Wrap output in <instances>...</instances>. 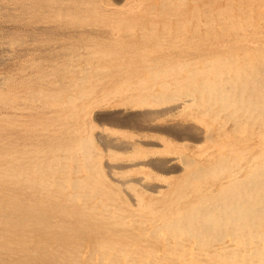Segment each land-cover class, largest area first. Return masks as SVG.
Listing matches in <instances>:
<instances>
[{
  "label": "rangeland",
  "instance_id": "obj_1",
  "mask_svg": "<svg viewBox=\"0 0 264 264\" xmlns=\"http://www.w3.org/2000/svg\"><path fill=\"white\" fill-rule=\"evenodd\" d=\"M139 1L0 0V156L10 157H0V264H264V222L223 237H208L203 224L190 232L171 225L192 202L207 211L201 194L215 195L231 174L263 160L256 128L241 134L188 85L205 56L223 48L240 64L263 58L264 0L262 19L238 6L245 0ZM177 2L185 15L166 8ZM210 2L212 16L228 8L231 27L222 19L204 26ZM220 32L224 42L211 37ZM258 73L253 89L264 95V64ZM221 162L226 175L210 186Z\"/></svg>",
  "mask_w": 264,
  "mask_h": 264
},
{
  "label": "bare ground",
  "instance_id": "obj_2",
  "mask_svg": "<svg viewBox=\"0 0 264 264\" xmlns=\"http://www.w3.org/2000/svg\"><path fill=\"white\" fill-rule=\"evenodd\" d=\"M143 1V0H142ZM142 1H139V3H141ZM160 1V0H159ZM135 2V1H134ZM197 4L199 5V2L196 1ZM214 2V1H212ZM243 2V1H242ZM259 2V0H245V2L243 4H240L238 6H241L242 8L243 7H249L250 9L253 10V15L252 17H256L258 19H262L261 16L257 13L259 12L258 11V7H256V5H258L257 3ZM137 3V4H139ZM146 3V2H145ZM143 4V3H142ZM172 4V3H171ZM171 4H167L168 9H171V10H174L176 8L177 12L175 14H178V16H183L186 14L185 12V4H182V2H177L176 4H172V6H170ZM208 4V3H207ZM196 5V7H194L193 9L198 12L199 11V6ZM213 3H209L208 5L205 4V7L204 9H206L207 11V16H205L204 19L205 20V25L204 26H207V27H215L216 26V23H217V20L218 19H222V22L223 23H227V26H232V21H231V17L225 15L226 13H228V8L226 9H218L215 11V13L217 14H223V15H218V16H212L209 14V10H212L213 8ZM133 6V5H132ZM144 6V5H143ZM254 6V7H253ZM141 7V6H140ZM139 7V8H140ZM172 7V8H171ZM203 7V6H202ZM233 7H237V5H234L232 7H230V9L233 11L234 8ZM135 8V7H134ZM137 8V7H136ZM135 8V9H136ZM174 8V9H173ZM225 8V7H224ZM255 8V9H254ZM202 10V9H200ZM203 11V10H202ZM193 12V11H192ZM123 13V12H122ZM191 13V12H190ZM245 13V12H244ZM188 14V12H187ZM231 14V13H229ZM189 15V14H188ZM177 16V17H178ZM264 18V17H263ZM202 19V18H201ZM193 20L195 21L196 25H199V21H200V18L199 17H194ZM187 21V20H186ZM242 21V19H241ZM254 22V21H253ZM185 23H188V22H185ZM202 23V22H201ZM236 24H238V21L235 22ZM225 26V24H223ZM233 29V28H232ZM214 30V29H213ZM223 30V29H221ZM210 31V30H209ZM212 31V29H211ZM210 31V32H211ZM216 31V29H215ZM221 32L218 33L217 35L213 34L211 37H215V39H220V42H224V38H228V35H224V36H220ZM247 34V33H246ZM120 35V34H119ZM207 36V35H206ZM248 36V35H247ZM213 37V38H214ZM220 37V38H219ZM232 36H229V38H231ZM204 38H208V37H204ZM214 39V40H215ZM222 39V40H221ZM235 39H238V38H235ZM231 40V39H230ZM204 42V40H202ZM233 41V39L231 40ZM239 42V40H237ZM236 41V42H237ZM237 44V43H236ZM245 44V43H244ZM230 47V46H229ZM211 48V47H210ZM212 49H214L212 47ZM232 49L234 48H231L230 49H226V52H227V55H226V52H223L225 51L224 48L220 50L219 52V56H215V57H208L206 58L205 56V61L203 62V66L205 67L204 68V71L201 73V77L198 78V70L197 71H193L195 72L194 73V80H192V83H190L188 85V90H192L194 92H196V94L201 97L202 99H204V101H206V105L208 104L209 107H211V109L213 111H216L218 113H224V115L226 116L227 119L229 120H232V121H235L237 122L239 125V130L238 132H241V134L244 135L245 132H248L250 130H253L256 128V130L259 132V137L261 138V141L264 142V95L261 94V93H258V92H255V90L253 89V87L256 85L257 80L256 78L258 77L259 73H258V65L259 63L260 64H264V54L261 55L259 54V57H263L261 59H255L257 61H254L253 59H246L245 62L243 64H240V63H237L236 62V55L234 53H231ZM211 50V49H210ZM219 50V49H218ZM244 51V50H243ZM249 51V50H248ZM251 51V50H250ZM257 51V50H256ZM238 52V51H236ZM202 53V52H201ZM211 53V52H210ZM238 54V53H237ZM251 54V53H250ZM254 54H258V53H254ZM202 55V54H201ZM231 55H232V58H231ZM204 59V58H202ZM178 60V59H177ZM200 60V59H199ZM238 61V60H237ZM65 62V61H64ZM186 62V61H185ZM191 62V61H190ZM180 63V62H179ZM183 63H184V60H183ZM196 63V61L194 62ZM161 64V63H160ZM163 64V63H162ZM197 64V63H196ZM149 65V64H148ZM179 65V64H178ZM158 66V65H157ZM188 66V64H187ZM148 67V66H147ZM171 67V66H170ZM186 67V66H185ZM196 67V65H195ZM194 67V68H195ZM97 68V67H96ZM104 68V67H103ZM101 68V70H106V69H103ZM176 69H181L180 66H175ZM187 68V67H186ZM193 68V67H191ZM193 68V69H194ZM197 68V67H196ZM109 69V68H108ZM188 69V68H187ZM186 69V71H187ZM65 70V69H64ZM182 70V69H181ZM189 70V69H188ZM200 70V69H199ZM99 71V70H98ZM101 72V71H100ZM165 72V71H164ZM172 72V71H170ZM181 72V71H180ZM184 72V71H183ZM192 72V71H191ZM153 73V72H152ZM190 73V70L189 72H187V74ZM148 74V73H147ZM171 74V73H170ZM180 74V73H178ZM177 74V76H178ZM182 74V73H181ZM149 75V74H148ZM157 75V74H156ZM166 75V73H165ZM168 76V75H167ZM180 76V75H179ZM189 76V75H188ZM93 77V76H92ZM160 77V76H159ZM182 77V76H181ZM81 78V77H80ZM87 78V77H86ZM172 78V77H171ZM174 78V77H173ZM47 79V78H46ZM95 79V78H94ZM156 79V78H155ZM168 79V78H167ZM179 79V78H178ZM191 79V78H190ZM87 80V79H86ZM91 80V78H90ZM90 80H88L90 82ZM96 80V79H95ZM98 80V79H97ZM183 80H187L186 79H183ZM73 81V80H72ZM93 82V81H92ZM112 82V81H111ZM162 82V81H161ZM165 82V81H164ZM178 82V81H177ZM181 82H183L181 80ZM166 83V82H165ZM179 83V82H178ZM95 84V83H94ZM109 84V83H108ZM170 85V83H168ZM172 84H174L172 82ZM177 84V83H176ZM186 84V83H185ZM119 86V85H118ZM54 87V86H53ZM77 86H75L76 88ZM164 87V86H163ZM168 87V86H167ZM166 87V88H167ZM15 88V87H14ZM34 88V87H33ZM69 88V87H68ZM68 88H65V89H68ZM172 88V87H170ZM176 88V87H175ZM178 88V87H177ZM23 89V88H22ZM56 89V88H54ZM165 89V88H164ZM169 89V88H168ZM182 89V88H180ZM185 89V88H184ZM53 90V89H52ZM58 90V89H57ZM166 90V89H165ZM32 91V90H31ZM43 91V90H42ZM65 91V90H64ZM67 91V90H66ZM79 91V90H78ZM177 92V90H174ZM180 91V90H179ZM63 92V91H62ZM168 92V91H167ZM166 92V93H167ZM191 92V91H190ZM189 92V93H190ZM3 93V92H2ZM31 93V92H30ZM126 93V92H125ZM187 93V92H186ZM13 94V93H12ZM18 94V93H17ZM40 94V93H39ZM51 94V93H50ZM55 94V93H53ZM137 94V93H136ZM169 94V93H168ZM180 94V92L178 93ZM176 94L177 96L175 97H178L179 95ZM11 95V94H10ZM47 95V94H46ZM75 95V94H74ZM166 95V94H165ZM170 95H173L170 94ZM19 96V95H18ZM37 96V95H36ZM43 96V94H42ZM45 96V94H44ZM59 95H57L58 97ZM64 96V95H63ZM69 96V95H68ZM82 96V95H80ZM8 97V96H7ZM15 97V96H14ZM22 97V96H21ZM47 97V96H46ZM44 97V98H46ZM54 96H52V99H53ZM70 97H71V94H70ZM69 97V98H70ZM74 97V96H72ZM71 97V98H72ZM77 97H79V95L77 94ZM84 97V96H83ZM155 97V96H154ZM184 97V96H183ZM190 97V96H189ZM197 97V96H195ZM198 97V98H199ZM4 98V97H3ZM23 98V97H22ZM62 98V97H61ZM76 98V97H75ZM186 98V97H185ZM193 98V97H192ZM197 98V99H198ZM2 99V98H0ZM32 99V97H31ZM30 99V100H31ZM43 99V98H42ZM49 99V97H48ZM51 99V100H52ZM55 99V98H54ZM53 99V100H54ZM82 99V98H81ZM93 99V98H92ZM146 99V98H145ZM163 99H166V98H163ZM168 99V98H167ZM200 99V98H199ZM79 99H76L75 101H77ZM182 100V99H181ZM188 100V99H187ZM194 100V98H193ZM17 101V100H16ZM48 101V100H47ZM46 101V102H47ZM50 101V100H49ZM55 101V100H54ZM57 101V100H56ZM60 101V100H58ZM57 101V103H59ZM67 101V99H66ZM68 101H71V100H68ZM145 101V100H144ZM197 101V100H196ZM27 102V101H26ZM32 102V100H31ZM45 102V100H44ZM45 102V103H46ZM62 101H60L61 103ZM72 102V101H71ZM190 102V101H189ZM203 102V101H202ZM139 103V102H137ZM4 104V103H3ZM47 104V103H46ZM49 104V103H48ZM54 104V102H53ZM52 102H51V106H53ZM56 104V102H55ZM54 104V105H55ZM146 104V103H145ZM144 104V105H145ZM180 106V104H178ZM194 105V104H193ZM201 106V105H200ZM16 107V106H15ZM174 107V106H173ZM196 107V106H195ZM152 108V107H151ZM176 108V107H175ZM186 108V107H185ZM192 108V107H191ZM4 109V108H3ZM210 109V110H211ZM66 110V109H65ZM209 110V111H210ZM205 111V110H204ZM212 111V112H213ZM207 112V111H206ZM66 113V112H65ZM218 115V114H216ZM49 116V115H48ZM77 116V115H76ZM84 116V115H83ZM212 117V116H211ZM220 117V116H219ZM81 119V118H80ZM66 120V119H65ZM203 120V119H202ZM45 122V121H44ZM214 122V120H213ZM11 124V123H10ZM135 124V123H134ZM12 126V125H11ZM54 126V125H53ZM45 127V126H44ZM35 128H38V127H35ZM34 129V128H33ZM35 130V129H34ZM197 130V129H196ZM32 131V130H31ZM34 132V131H33ZM32 132V133H33ZM48 132V131H47ZM251 132V133H252ZM29 133V132H28ZM78 133V132H77ZM81 134V133H80ZM190 134V133H189ZM36 135V134H35ZM247 135V134H246ZM245 135V136H246ZM81 138V137H80ZM54 139V138H53ZM222 139V138H221ZM226 139V138H225ZM91 140V139H90ZM249 140V139H248ZM28 142V141H27ZM222 142V140H221ZM244 142V141H243ZM36 143V142H35ZM261 143V142H259ZM22 144V143H21ZM30 144V143H29ZM45 144V143H44ZM92 144V143H91ZM90 144V145H91ZM106 144V143H105ZM226 144V143H225ZM228 144V143H227ZM248 144V143H247ZM258 144V143H257ZM219 145V144H218ZM234 145V144H233ZM99 146V145H98ZM16 147V145H15ZM253 147V146H252ZM13 148V147H12ZM24 148V147H23ZM32 148V147H31ZM36 148V147H35ZM9 149V147H8ZM100 149V148H99ZM233 149V148H232ZM7 150V149H6ZM33 150V149H32ZM41 150V149H40ZM5 150L2 149L1 152H3ZM10 151V150H8ZM7 151V152H8ZM222 151V150H221ZM6 152V154H7ZM15 152V150H14ZM12 151V153H9L10 155L14 153ZM18 152H21L20 150L17 151ZM4 153V152H3ZM2 153V154H3ZM31 153V152H30ZM220 154V153H219ZM226 154V153H225ZM11 155V158H16V157H12ZM18 155V154H16ZM19 155H21L19 153ZM79 155V154H78ZM82 155V154H81ZM5 154L4 156H0L1 158L4 157L5 158ZM263 156H264V153H263ZM56 157V156H54ZM8 158V156L6 157ZM5 158V159H6ZM10 158V157H9ZM8 158V159H9ZM58 158V157H57ZM233 158V157H231ZM3 159V158H2ZM7 159V160H8ZM21 159V158H20ZM226 159V158H225ZM263 160L260 161V163L254 168V169H249L251 171H243L245 172L244 175H240V172L238 171L237 173H233L231 174V176L227 179L225 185H222L219 186V189H218V193H214L215 195H213L212 193L210 195H208V193H206L204 196L203 194H201L203 197H198V203H201L203 202L204 203H208V210L204 212V208L205 206L199 210V207L197 205L194 204V202L190 203L185 209H184V212H183V218H177L175 219L174 221V224L172 223L171 224V221H170V224L172 226H174V229L176 228V231H187V232H190L191 229L194 231V229L196 228V226L198 224H203L205 230H203L205 232L206 235H208V237H211V236H219V237H223L225 236L224 233L228 234V233H232L233 231L239 229V228H243V227H248L250 225L254 226L255 228H260L262 222H264V157L262 158ZM19 161V159H16ZM23 160V159H22ZM47 160V159H46ZM15 161V159H14ZM13 161V162H14ZM236 161V160H235ZM6 161L3 160V163H5ZM10 162V161H9ZM8 162V163H9ZM12 162V161H11ZM12 163H9L10 165L12 164L14 166V164ZM20 162V161H19ZM24 162V161H23ZM50 162V161H49ZM71 162V160H70ZM76 162V161H74ZM80 162V161H79ZM252 162V161H251ZM254 162H259V161H254ZM2 163V165H3ZM7 163V162H6ZM5 163V165H6ZM18 163V162H17ZM56 163V162H55ZM20 164V163H19ZM102 164V163H101ZM154 164V163H153ZM256 164V163H254ZM15 165H18V164H15ZM20 165H24V164H20ZM46 165V164H45ZM55 165V164H54ZM248 165H250L248 163ZM252 165V164H251ZM29 166V165H27ZM225 163H217V167L216 169L212 171V173L210 174L211 178L214 179V181H210V183L212 182V185H216L218 183V178H222L223 176L222 175H226V172L227 170H223L225 168ZM3 167V166H2ZM7 167V166H6ZM14 167H17V166H14ZM20 167V166H18ZM22 167V166H21ZM20 167V168H21ZM26 167V166H24ZM64 167V166H63ZM229 167V166H228ZM254 167V165H253ZM5 168V167H3ZM32 168V167H31ZM38 168V167H37ZM58 168V167H57ZM69 168V167H68ZM77 168V167H76ZM227 168V167H226ZM247 168V167H246ZM246 168H244L246 170ZM250 168V167H249ZM9 169V168H8ZM13 169V168H12ZM27 169V168H26ZM44 169V168H43ZM209 169V168H208ZM235 168H231V170L233 171ZM242 167L240 168V171H242ZM6 170V169H4ZM3 170V171H4ZM22 170V168H21ZM24 170V169H23ZM29 170V169H28ZM27 170V171H28ZM34 170V169H32ZM54 170V169H52ZM51 170V171H52ZM61 170V169H60ZM66 170V169H65ZM68 170V169H67ZM229 170V168H228ZM2 171V172H3ZM20 171V170H19ZM42 171V170H41ZM59 171V170H58ZM225 171V172H223ZM1 172V173H2ZM7 172V171H6ZM18 172V171H17ZM22 172V171H20ZM50 171H48L49 173ZM55 172V171H54ZM223 172V174H222ZM4 173V172H3ZM9 173V171H8ZM7 173V174H8ZM35 173V172H34ZM57 173V172H55ZM208 173V172H207ZM12 174V173H10ZM27 174V173H25ZM25 174H17V175H21V176H25ZM29 174V173H28ZM30 174H33V173H30ZM53 174V171L52 173H50V175ZM14 175V174H13ZM10 175V177L12 178V180H16L15 179V175ZM1 176V174H0ZM4 176V175H3ZM2 176V177H3ZM8 175H6L7 177ZM28 176V175H27ZM20 177V176H19ZM19 177H16L18 179H20ZM210 177H207L209 179H211ZM4 178V177H3ZM2 178V179H3ZM10 178L9 181H12ZM29 178V177H27ZM35 179V177H33ZM80 178V177H79ZM32 179V178H31ZM211 179V180H212ZM23 180V179H22ZM22 180H20L21 182H23ZM26 180V179H25ZM33 180V179H32ZM57 180V179H56ZM229 180V182H228ZM40 181V180H39ZM43 181V180H42ZM90 181V180H89ZM117 181V180H116ZM21 182L19 185H21ZM30 182V180H29ZM34 181H32L33 183ZM75 182V181H74ZM109 182V181H108ZM228 182V183H227ZM7 183H9L7 181ZM13 183V181L11 182ZM15 183V182H14ZM31 182L29 184H32ZM46 183V182H45ZM28 184V185H29ZM34 184V183H33ZM36 184V183H35ZM3 185V184H2ZM17 185V184H16ZM26 184V187L28 186ZM39 185V183H38ZM41 185V184H40ZM39 185V186H40ZM58 185V184H57ZM67 185V184H66ZM82 185V184H81ZM80 185V186H81ZM218 185H220L218 183ZM35 186V185H34ZM68 186V185H67ZM85 186V185H84ZM83 186V187H84ZM54 187V186H53ZM30 188V186H29ZM33 188V187H32ZM40 188V187H39ZM113 188V187H112ZM151 188V187H150ZM212 188V187H211ZM37 189V188H36ZM43 190V188H41ZM75 189V188H74ZM182 189V187H181ZM216 189V190H217ZM25 190V189H24ZM29 190V189H28ZM39 191V190H38ZM176 191V190H174ZM97 192V191H95ZM201 192V191H200ZM206 192V191H205ZM217 192V191H216ZM46 193V192H45ZM105 193V192H104ZM43 194V193H42ZM66 194V193H64ZM79 195V194H78ZM198 195V194H197ZM50 197V196H49ZM96 197V196H95ZM1 198V197H0ZM15 198V197H14ZM122 198V197H121ZM197 198V197H196ZM16 199V198H15ZM7 200V199H5ZM11 200V199H10ZM13 200V199H12ZM39 200V198H38ZM51 200V199H50ZM48 199V201H50ZM9 201V200H8ZM5 202V201H3ZM15 202V201H14ZM53 202V201H52ZM72 202V201H71ZM74 202V201H73ZM182 202V201H180ZM40 203V202H39ZM57 203V202H56ZM67 203V202H66ZM197 203V202H196ZM3 204V203H2ZM11 204V203H10ZM44 204V203H43ZM50 204H52L50 202ZM75 204V203H74ZM90 204V203H89ZM100 204V203H99ZM203 204H199V205H203ZM45 205V204H44ZM82 205V204H81ZM7 206V205H6ZM14 206V205H13ZM16 206V205H15ZM47 206H50L49 209L51 208V206H56V205H48ZM62 206V205H61ZM88 206V205H87ZM12 207V205H11ZM20 206L17 205V208H19ZM43 206H40L39 208H42ZM89 207V206H88ZM15 209V207H12ZM21 208V207H20ZM19 208V209H20ZM44 208V207H43ZM58 208V206L56 207ZM62 207H60L61 209ZM22 209V208H21ZM46 209V208H45ZM52 209V208H51ZM59 209V211H60ZM147 209V208H146ZM13 210V209H12ZM16 210V209H15ZM37 210V209H35ZM55 210V208H54ZM62 210V209H61ZM8 211V210H7ZM5 211V212H7ZM14 211V210H13ZM21 211V210H19ZM18 211V213H19ZM29 210H27L28 212ZM34 211V210H33ZM40 211V210H39ZM37 212L36 214L40 213V212ZM56 211H58V209H56ZM64 211V210H63ZM140 211V210H139ZM25 212V211H24ZM55 212V211H54ZM67 212V211H66ZM66 212L64 213V215L66 214ZM74 212V211H73ZM108 212V211H107ZM12 213V212H11ZM17 213V212H16ZM31 213V212H30ZM29 213V214H30ZM44 213V211H43ZM261 213L260 216H258L259 214ZM10 214V213H9ZM20 214V213H19ZM32 214V213H31ZM34 214V213H33ZM51 214V213H50ZM55 214V213H54ZM62 214V213H61ZM180 214V213H179ZM42 215V213H41ZM47 215V214H46ZM57 215V214H56ZM60 215V214H58ZM3 216V215H2ZM6 216V215H5ZM14 216V215H13ZM25 217V215H22ZM67 216V215H65ZM69 216V215H68ZM4 217V216H3ZM11 217V216H10ZM26 217L28 218V216L26 215ZM31 217V216H30ZM39 217V216H38ZM41 217V216H40ZM47 217V216H46ZM61 217V216H60ZM82 217V216H81ZM17 218V217H16ZM4 219V218H3ZM2 219V220H3ZM6 219V218H5ZM8 219V218H7ZM19 219V218H18ZM34 219H37V218H34ZM41 219V218H39ZM45 219V218H44ZM25 220V219H24ZM42 220V219H41ZM48 221V219H45ZM142 220V219H141ZM17 221V220H16ZM38 222H40L39 220H37ZM126 221H128L126 219ZM1 222V221H0ZM22 222H24L22 220ZM27 222V221H26ZM25 222V223H26ZM42 222V221H41ZM40 222V223H41ZM42 223H46L45 222H42ZM42 223L40 225H42ZM56 223V222H54ZM103 223V222H102ZM148 223V222H147ZM4 224V223H3ZM36 224V223H34ZM38 224V223H37ZM57 224V223H56ZM176 224V225H175ZM31 225V224H30ZM39 225V226H40ZM129 225V224H128ZM132 225V224H131ZM55 226V225H54ZM53 226V227H54ZM171 226V227H172ZM251 226V227H252ZM17 227V226H16ZM42 227V226H41ZM80 227V226H79ZM110 228V226H109ZM9 229V228H8ZM13 229V228H12ZM19 229V228H18ZM62 229V228H61ZM80 229V228H78ZM83 229V228H81ZM105 229V227H104ZM38 230H40L38 228ZM158 230V229H157ZM162 230V228H161ZM44 231L41 229V232ZM125 231V229L123 230ZM181 231V232H182ZM51 233H54V232H51ZM110 233V232H109ZM197 233V232H196ZM261 233V232H260ZM263 233V232H262ZM50 234V233H49ZM118 234V233H117ZM203 234V232H202ZM254 234V233H253ZM11 235V234H10ZM132 236V234H130ZM204 235V234H203ZM115 236V235H114ZM129 236V235H128ZM134 236V235H133ZM196 236V235H195ZM257 236V235H255ZM264 236V235H263ZM67 237V236H66ZM150 237V235H149ZM5 238V241H6V237L4 236ZM68 239L70 238L67 237ZM130 238V237H129ZM132 238V237H131ZM137 238V237H136ZM193 238V237H192ZM66 239V238H65ZM134 239V238H133ZM202 237H201V241H202ZM228 239V238H227ZM4 240V239H3ZM205 239H203L204 241ZM206 240H207V237H206ZM7 242V241H6ZM55 242V241H54ZM112 242V241H110ZM118 242V241H117ZM8 244L10 245V242H8ZM14 244V243H12ZM117 244V243H115ZM134 244V242H133ZM132 244V245H133ZM131 246V245H130ZM148 246V245H147ZM143 248V247H142ZM150 248V247H149ZM178 248V247H177ZM120 249V248H119ZM146 249V248H145ZM182 251V250H181ZM143 252V251H142ZM81 255V254H80ZM110 256V255H109ZM142 256V255H141ZM111 258V257H110ZM256 259V258H255ZM110 260V259H109ZM90 261V260H89ZM96 261V260H95ZM108 262V261H107ZM120 262V261H119ZM170 263V262H169ZM95 264V263H94ZM136 264V263H135ZM154 264V263H153Z\"/></svg>",
  "mask_w": 264,
  "mask_h": 264
}]
</instances>
